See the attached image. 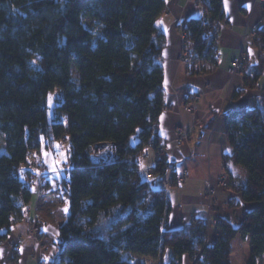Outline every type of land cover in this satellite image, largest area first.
<instances>
[{"label":"trees","instance_id":"1","mask_svg":"<svg viewBox=\"0 0 264 264\" xmlns=\"http://www.w3.org/2000/svg\"><path fill=\"white\" fill-rule=\"evenodd\" d=\"M201 3L204 15L187 19L182 32L191 55L213 68L224 0ZM165 10L166 0H0V244L28 202L22 164L66 139L70 169L57 186L69 214L52 264H134L135 255L156 259L167 248L176 259L168 264H182L185 255L194 264H231L238 236L250 241L247 264L264 256L263 106L239 104L224 113L230 162L245 171L234 187L254 207L237 227L218 218L220 236L211 242L201 219L165 230L167 193L138 174L145 145L161 141L165 34L157 21ZM256 33L264 52V26ZM244 73L234 99L261 76L260 68ZM55 88L64 96L50 117ZM102 142L113 144L115 160L92 161ZM169 167L164 158L149 168L162 176Z\"/></svg>","mask_w":264,"mask_h":264},{"label":"crops","instance_id":"2","mask_svg":"<svg viewBox=\"0 0 264 264\" xmlns=\"http://www.w3.org/2000/svg\"><path fill=\"white\" fill-rule=\"evenodd\" d=\"M224 11L225 20L221 22L217 42L218 61L213 68L194 55L187 63L181 59L180 24L189 18L203 16V6L190 0H166V10L157 21L165 34L162 56L165 107L159 118L158 135L161 141L169 144L165 158L170 167L166 174L155 175L151 179L152 185L162 189L163 178L185 170L189 172L184 183L166 191L172 210L165 230L189 227L196 219L205 222L208 216L214 220L227 218L237 227L245 212L254 207V204L244 202L234 187L245 178V171L230 162L233 147L226 135L224 113L239 104L264 107V52L252 36L256 28L264 26V0H224ZM245 35L249 37L244 42ZM241 52L245 54L247 67L231 77L228 69ZM200 67L207 71L200 72ZM256 68L261 71L256 88L247 89L234 99V92L243 85L244 72ZM187 107L194 109L188 111ZM183 132L189 137L179 145L177 140ZM41 151L50 171L46 186L52 191L58 185L60 174L55 152L46 148ZM147 154L148 157L139 159L141 169L153 167L157 162L154 149H148ZM33 161L31 154L21 168L31 206L30 220L22 218L12 226L5 242L0 244V264H38L40 261L52 264L59 251L60 227L68 217L69 206L67 203L64 208L56 209L49 196L38 199L37 186L29 179L28 164ZM225 173L232 174L228 189L221 188L219 183L220 176ZM208 181L216 189L213 212L206 207ZM31 221H35L40 230L37 237L28 235ZM18 245L19 251L15 250ZM250 250L249 239L236 237L232 242L231 264H247ZM173 260H176L175 253L171 248L165 249L156 259L134 256V264H168ZM182 264L194 262L185 255ZM258 264H264V256Z\"/></svg>","mask_w":264,"mask_h":264},{"label":"built area","instance_id":"3","mask_svg":"<svg viewBox=\"0 0 264 264\" xmlns=\"http://www.w3.org/2000/svg\"><path fill=\"white\" fill-rule=\"evenodd\" d=\"M195 1L198 3V5H201V0H190ZM221 22L219 23L218 27V35L220 31ZM184 26V23L180 24V27L182 28ZM182 30V29H181ZM253 37L256 36V31L252 34ZM183 37V45H182V54L181 59L184 62H189L191 59V45L185 40V35L182 33ZM248 35L244 36L243 41L248 40ZM218 42V41H217ZM245 54L241 52L239 56L232 62L231 67L228 69L229 75L232 77L236 75L238 72L246 69V62H245ZM193 107H187L188 111H192ZM189 135L185 132L180 133V136L177 140V143L181 145L184 141L188 139ZM64 142H66V139H63ZM103 144H109L111 151H107L105 148L106 145L103 146ZM99 147L105 148V149H99ZM112 147L113 144L110 142H102L97 143L92 152L90 153V158L93 162L96 163H102V162H110L116 159V156L112 153ZM169 148V144L165 141H159L157 139H150L148 143L145 145V152L143 153L142 157H148V154L146 153L148 149H154L157 161H161L165 158L166 151ZM34 158L37 160L35 163L28 164V171H29V179L37 184V194L39 196H42L43 194H46L49 190L46 186V181L50 175V171L48 168L47 163L44 161L42 154L39 150L33 151ZM138 174L144 176L147 179H152L155 174L153 169L147 168V169H137ZM67 171L63 172L66 173ZM62 173V174H63ZM189 175V172L187 170L183 171L182 173H175L174 175L163 178L160 182L161 188L164 191H167L169 188L174 186L175 184H182L186 181V177ZM219 183L222 187L228 186V176L225 173L220 177ZM208 188L206 191V207L208 208L209 212H212L214 210V204H215V193L216 189L211 185V183L208 181ZM50 195L53 197L59 198L60 194L58 191V187H56L54 190L49 192ZM65 202H63L64 204ZM62 204V205H63ZM29 211H30V203L27 202L23 207V216L29 217ZM217 224L218 220L212 219L210 216H208L205 219V225H206V235H207V241L211 242L213 238H218L220 236V232L217 230ZM32 235H39L40 230L37 226V223L33 224L32 230L30 231ZM213 234V238L212 235ZM16 250L19 251L20 247L17 246ZM41 264H46V261H41Z\"/></svg>","mask_w":264,"mask_h":264},{"label":"rangeland","instance_id":"4","mask_svg":"<svg viewBox=\"0 0 264 264\" xmlns=\"http://www.w3.org/2000/svg\"><path fill=\"white\" fill-rule=\"evenodd\" d=\"M201 6H203L202 4H201ZM181 28V27H180ZM182 29V28H181ZM181 33H183L182 32V30H181ZM257 37V33H256V36L254 37V38H256ZM72 72H73V74L75 75V70H72ZM63 96H64V92H63V90L62 89H60V88H55L51 93H50V102H49V105H50V110H49V115H50V117H52L53 115H55V114H57V111H56V105H57V102H56V100L58 99V98H63ZM63 143H62V147H57V150L55 151V160H56V166H57V168L59 169V171H60V173H63V172H65V171H69V169H70V163H71V161H70V157H69V155H68V152H67V149L65 148V146H67V144H66V142H64V141H62ZM105 148H106V146H105ZM105 148H102V147H99V149H105ZM112 153H113V155H115V153H114V148L112 147ZM41 154H42V152H41ZM43 157V156H42ZM44 159V158H43ZM37 160L34 158V161L33 162H31V163H35ZM45 161V160H44ZM46 162V161H45ZM47 163V162H46ZM48 165V164H47ZM66 173H68V172H66ZM227 174V173H226ZM224 175V174H223ZM189 176V175H188ZM188 176L186 177V180L188 179ZM222 176V175H221ZM220 176V177H221ZM227 176H228V174H227ZM31 181V180H30ZM34 183V182H33ZM36 184V183H35ZM175 185H178V184H175ZM174 185V186H175ZM36 186H37V184H36ZM174 186H172V187H174ZM58 187V186H57ZM220 187L221 188H223V189H228L229 188V176H228V186L227 187H222L221 185H220ZM207 188H208V184H207ZM206 191H207V189H206ZM49 192H51V190H49L46 194H43L42 196H39L38 194H37V197H38V199H44L46 196H49L51 199H53L54 200V205H55V208L56 209H62V208H64L65 206H66V204H67V201L65 200V199H63L62 197H59V198H56V197H53L52 195H50L49 194ZM63 202H65L64 204H63ZM63 204V205H62ZM30 210H31V206H30ZM214 211V210H213ZM212 211V212H213ZM22 218L23 219H27V220H30V211H29V217L28 216H22ZM35 223V221H31V223H30V230H29V232H28V235H32V234H30L31 232V230H32V227H33V224ZM212 235V234H211ZM37 236H39V235H36V237ZM214 237V236H213ZM21 238H19V244H21ZM19 246V245H18ZM20 247V246H19ZM42 262L40 261L38 264H41ZM46 264H47V262H46Z\"/></svg>","mask_w":264,"mask_h":264},{"label":"bare ground","instance_id":"5","mask_svg":"<svg viewBox=\"0 0 264 264\" xmlns=\"http://www.w3.org/2000/svg\"><path fill=\"white\" fill-rule=\"evenodd\" d=\"M104 145H106V149H107V151H111V149H110V145L109 144H103V146Z\"/></svg>","mask_w":264,"mask_h":264}]
</instances>
